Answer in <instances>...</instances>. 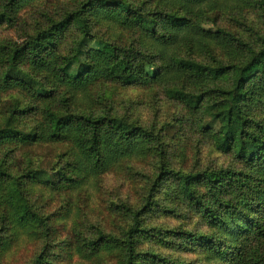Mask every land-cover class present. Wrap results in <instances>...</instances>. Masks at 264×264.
<instances>
[{"label": "rangeland", "instance_id": "obj_1", "mask_svg": "<svg viewBox=\"0 0 264 264\" xmlns=\"http://www.w3.org/2000/svg\"><path fill=\"white\" fill-rule=\"evenodd\" d=\"M128 1L135 6L132 13L124 18L123 26L116 24L95 29V35L111 46L90 42L94 48L88 46L87 52L81 56L85 64L84 73L74 89L64 91V86H58L47 75L45 82L57 89L55 100L62 102L64 97H71L70 102L74 105H84L93 92L91 101L98 105L102 102V91L110 89L113 81L118 92L124 91L122 98L125 100L114 101L112 113L124 115L138 125L140 121L154 124L155 143L169 150L172 167L196 171L232 166L235 155L226 154L224 135H218L215 140L203 137L182 115L181 109L187 104L185 97L177 94L172 100L162 89L154 86V81L147 83L144 80L143 76L152 67L141 59L142 33L148 34L161 25L164 14L178 10L182 4L186 5L182 13L189 17L199 14L206 18L212 16L217 8L224 11L219 24L243 44L224 46L213 43L215 53L224 57L227 63L232 53L236 62L243 61L247 52L253 47L258 49V44L264 39V0ZM61 6L62 0H22L17 20L0 26V44L11 40L24 44L22 41L28 35L30 39L37 35H40V41L45 39L47 29L40 30L51 24V17L63 19ZM80 37L81 33L71 26L56 32L54 39L58 47L55 51L69 53ZM44 44L50 45L47 41ZM116 45H127L131 68L119 62L127 56L115 55ZM94 49L101 50L102 54ZM156 49L164 55L170 51L164 45H157ZM22 61L32 70L29 60L23 58ZM101 61H108L112 70L105 68L99 71ZM94 62H97L98 69L94 68ZM143 65L150 68H143ZM3 72L0 58V74ZM152 76L155 77L154 72ZM3 85L0 87V115H3L4 125L14 123L25 129L31 128L30 131L41 130L43 111L48 108L49 99L35 97L30 89L16 81ZM128 91L132 92L131 95ZM9 141L7 156L2 158L11 167L7 171V179H15L24 172L28 147L18 139ZM134 141L138 147L126 157L119 150L111 151V166L100 172L94 171L85 159L73 132L66 133L60 141L48 140L30 147L32 157L50 161L49 173L42 177L46 182L28 181V187L24 188L28 192L26 202H17L20 206L26 205L25 209L9 213L8 219L19 212L21 220L14 230L0 236V256L10 257L18 252L28 259L25 264H35L45 245L38 238L41 235L39 225H46L51 228L52 241L43 264H238L232 246L225 251L218 245L219 250L226 254L215 259L212 257L213 243L197 238L210 236L215 231L218 234V231L205 220L198 207L186 202L180 193L178 180L172 175L157 180L159 163L146 156L153 147L152 137L138 132ZM54 173H58L62 180L57 187H53ZM203 182H198L197 187L207 193L204 199L216 206L215 198L209 195L210 191ZM220 194L229 195L227 190ZM187 204L195 209L182 214L178 209ZM8 219H3L2 225ZM137 221L141 225L135 242L131 234ZM177 230L182 234L173 232ZM86 237L102 240L94 245ZM130 240L132 244H129ZM83 241L85 253L79 252V243Z\"/></svg>", "mask_w": 264, "mask_h": 264}, {"label": "trees", "instance_id": "obj_2", "mask_svg": "<svg viewBox=\"0 0 264 264\" xmlns=\"http://www.w3.org/2000/svg\"><path fill=\"white\" fill-rule=\"evenodd\" d=\"M21 1L2 0L0 26L17 20ZM134 6L128 0H62L63 19L51 17V24L40 30L47 29L45 39L40 41V35L30 39L28 35L22 41L24 44L17 43L19 40L0 44V58L4 65L0 87L4 86L3 83L16 81L30 89L35 97L49 99V106L43 111L44 124L40 125L39 131H30L31 128L25 129L14 123L4 125L3 115H0V236L14 230L21 220L19 212L9 219L8 216L11 211L25 209L26 205L20 206L17 202H26L28 192L24 188L28 187V181L43 180L42 177L49 173L50 161L32 157L30 147L48 140L60 141L66 133L73 132L85 159L94 171L100 172L111 166V151L119 150L126 157L138 147L134 136L145 132L153 142L152 150L149 149L146 156L159 163L157 180L166 175L174 176L186 202L198 207L205 220L217 229L218 234L215 231L210 236L197 237L213 243L212 257L217 259L226 254L219 250V246L225 251L232 246L238 264H264V39L258 44V49L253 47L247 52L243 61L236 62L232 53L227 63L224 57L215 53L212 44L230 46L243 43L219 24L224 11L215 8L212 16L201 18L198 14L189 17L182 13L186 10L185 4L178 10L166 12L163 23L148 34L142 33L141 59L152 67L143 65V68L151 69L143 76L144 80L147 83L154 81V86L162 89L172 100L177 94L185 97L187 104L181 109L182 115L203 137L215 140L218 135H224L226 154L235 155L234 163L229 167H208L196 171L172 167L169 150L155 143L154 124L140 121L138 125L124 115L112 113L113 102L125 100L122 98L124 91L118 92L113 81L110 89L102 91V102L98 105L91 101L93 92L84 105H74L70 102L71 97L56 101L57 89L46 83L49 75L58 86H64V91L74 89L84 73L85 64L81 56L87 52L88 46L94 48L90 42L111 46L95 35V29L116 24L123 26L124 18L132 13ZM68 26L79 31L81 37L69 53H58L55 51L58 47L55 34ZM46 41L52 48L44 44ZM157 45L169 47V53L164 55L156 49ZM94 50L101 53L99 49ZM114 54L127 56L119 62L132 67L127 45H116ZM23 58L29 60L32 70L23 64ZM78 60V67L71 73ZM100 64L103 66L99 65V71L105 68L112 70L108 61ZM94 68L98 69L97 62H94ZM128 93L131 95L132 92ZM11 138L28 147L24 172L15 179H7V171L11 167L2 158L7 156ZM200 181L208 187L216 206L204 199L207 193L197 187ZM61 182L58 173H54L53 187ZM223 190H227L229 195L220 194ZM193 205L187 204L178 210L184 214L195 209ZM3 219L8 221L2 225ZM140 225L137 221L132 228L131 237L135 242ZM39 227L41 235L38 238L45 245L35 264L45 262L52 241L51 228L46 225ZM173 232L182 234L179 230ZM112 237L118 240L113 234ZM86 239L92 240L90 237ZM101 240L98 238L91 242L98 245ZM79 252L85 253L84 241L79 243ZM27 260L18 252L10 257L0 256V264H25Z\"/></svg>", "mask_w": 264, "mask_h": 264}]
</instances>
